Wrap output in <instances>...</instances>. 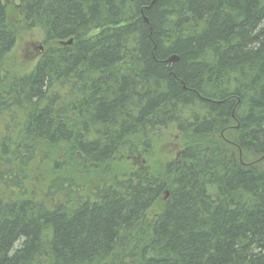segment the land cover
Wrapping results in <instances>:
<instances>
[{
    "label": "trees",
    "instance_id": "trees-1",
    "mask_svg": "<svg viewBox=\"0 0 264 264\" xmlns=\"http://www.w3.org/2000/svg\"><path fill=\"white\" fill-rule=\"evenodd\" d=\"M14 2L0 264H264V0ZM19 23L43 37L23 75ZM169 127L181 150L151 163Z\"/></svg>",
    "mask_w": 264,
    "mask_h": 264
},
{
    "label": "rangeland",
    "instance_id": "rangeland-1",
    "mask_svg": "<svg viewBox=\"0 0 264 264\" xmlns=\"http://www.w3.org/2000/svg\"><path fill=\"white\" fill-rule=\"evenodd\" d=\"M2 1L7 6L8 12L12 14L14 0ZM16 29L17 40L13 51L5 62V68L16 75H23L31 71L37 63L43 48V37L40 30H27L20 23L16 25ZM152 148L153 155L149 160L151 163L162 164L174 160L181 150L178 133L171 127L159 130L153 137ZM144 160H148V158L142 157L139 161L129 160L127 167H137ZM121 169L122 166L118 165L115 171Z\"/></svg>",
    "mask_w": 264,
    "mask_h": 264
},
{
    "label": "water",
    "instance_id": "water-1",
    "mask_svg": "<svg viewBox=\"0 0 264 264\" xmlns=\"http://www.w3.org/2000/svg\"><path fill=\"white\" fill-rule=\"evenodd\" d=\"M72 44V40H69L68 42L66 43H62V45H68L70 46ZM177 61V58L176 57H171L169 60H168V63L170 64H173L174 62Z\"/></svg>",
    "mask_w": 264,
    "mask_h": 264
}]
</instances>
